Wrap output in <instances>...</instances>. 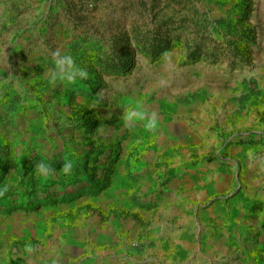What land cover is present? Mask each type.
<instances>
[{
	"label": "rangeland",
	"instance_id": "374dc122",
	"mask_svg": "<svg viewBox=\"0 0 264 264\" xmlns=\"http://www.w3.org/2000/svg\"><path fill=\"white\" fill-rule=\"evenodd\" d=\"M5 185L0 264H264V0H0Z\"/></svg>",
	"mask_w": 264,
	"mask_h": 264
},
{
	"label": "crops",
	"instance_id": "0c3cea01",
	"mask_svg": "<svg viewBox=\"0 0 264 264\" xmlns=\"http://www.w3.org/2000/svg\"><path fill=\"white\" fill-rule=\"evenodd\" d=\"M209 126V125H208ZM227 127V125H226ZM171 132V130H168V134ZM192 139L196 140L197 136L193 134ZM182 177V174L180 175ZM183 187L181 190H185L186 186L182 185ZM118 235L113 236L110 244L114 245L118 243V240L120 239V233L117 232ZM160 242V241H159ZM167 243L166 245H164ZM162 244V243H161ZM169 243L164 242L161 246L157 245L155 250L153 251L155 254L152 255V252H139L135 251L133 254L128 255V249L126 246L121 245L119 246H114L115 248L111 250H106L104 255L102 254V260L104 261H109L110 264H154L152 260H156L158 263H163V260L165 258L164 251L168 250ZM157 253V254H156ZM103 261V262H104ZM164 264V263H163Z\"/></svg>",
	"mask_w": 264,
	"mask_h": 264
},
{
	"label": "clouds",
	"instance_id": "9594fccd",
	"mask_svg": "<svg viewBox=\"0 0 264 264\" xmlns=\"http://www.w3.org/2000/svg\"><path fill=\"white\" fill-rule=\"evenodd\" d=\"M54 55H56L57 57H59L56 60V64L59 68V70L61 72H65V66L67 65L69 68H71L73 66V59L70 55H66L63 57L59 56V53H55ZM81 78V79H87L88 78V72L86 69L83 68H79V69H75L73 70L71 73H66V78L69 81L74 80L75 78ZM134 113L129 112L126 119L130 120L134 118ZM145 128L148 130H154L155 126H156V118L155 115L153 114L150 118H148L145 122ZM71 168L70 164H65L64 166V171L67 172L69 171V169ZM8 191V187L5 185L3 187H0V197H3L5 195V193Z\"/></svg>",
	"mask_w": 264,
	"mask_h": 264
}]
</instances>
